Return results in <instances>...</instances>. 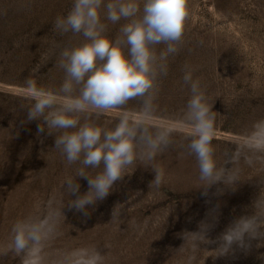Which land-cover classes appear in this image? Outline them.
Returning <instances> with one entry per match:
<instances>
[{
    "label": "rangeland",
    "instance_id": "rangeland-1",
    "mask_svg": "<svg viewBox=\"0 0 264 264\" xmlns=\"http://www.w3.org/2000/svg\"><path fill=\"white\" fill-rule=\"evenodd\" d=\"M71 6L72 0H0V264H264V243L254 241L247 254L214 258L216 245L191 239L201 221L216 224L208 234L215 239L264 202V0H188L180 51L169 57L153 100V124L171 128L172 143L151 164L138 160L88 217L67 208L75 197L63 182L75 166L54 147L55 135L47 134L42 118H26L34 103L27 81L37 90L59 89V53L82 42L53 29L55 18ZM105 22L113 38L124 23ZM185 65L216 114L217 167L235 177L206 196L187 150ZM140 106L136 99L126 107ZM91 119L114 126L118 115ZM153 165L162 173L159 184ZM78 182L86 192L87 181ZM26 218L46 220L51 231L40 247L17 255L8 249L12 227Z\"/></svg>",
    "mask_w": 264,
    "mask_h": 264
},
{
    "label": "clouds",
    "instance_id": "clouds-1",
    "mask_svg": "<svg viewBox=\"0 0 264 264\" xmlns=\"http://www.w3.org/2000/svg\"><path fill=\"white\" fill-rule=\"evenodd\" d=\"M188 0H72L70 10L58 15L54 31L82 37V42L64 47L58 67L64 78L59 89H39L27 81L34 103L27 109L28 122L43 119L48 135H55L54 147L73 175L63 182L70 199L69 210L83 216L104 201L136 162L151 164L156 155L168 148L172 129L153 124L155 88L158 77L168 73V59L178 54L183 41ZM120 24L118 35L108 33V23ZM163 45L158 51V46ZM185 65L183 84L190 90L184 118L189 129L187 150L197 161L199 181L204 189L231 184L234 175L217 167L212 139L216 114L206 102L200 81ZM140 99L138 111L127 110L129 101ZM109 112L117 113L114 126L91 119ZM37 131L44 128L37 125ZM154 182L162 173L153 165ZM78 178L87 181L88 190L80 192ZM256 211L232 220L215 238L209 232L215 223L201 221L191 233L197 243L216 245L214 258L247 254L264 243V202ZM51 228L46 220L26 218L12 227L8 249L17 255L38 248ZM195 247V244H194Z\"/></svg>",
    "mask_w": 264,
    "mask_h": 264
}]
</instances>
